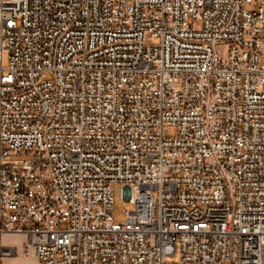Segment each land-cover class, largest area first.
Returning <instances> with one entry per match:
<instances>
[{
  "label": "built area",
  "instance_id": "1",
  "mask_svg": "<svg viewBox=\"0 0 264 264\" xmlns=\"http://www.w3.org/2000/svg\"><path fill=\"white\" fill-rule=\"evenodd\" d=\"M4 235L36 264H264V0H0V264Z\"/></svg>",
  "mask_w": 264,
  "mask_h": 264
},
{
  "label": "rangeland",
  "instance_id": "2",
  "mask_svg": "<svg viewBox=\"0 0 264 264\" xmlns=\"http://www.w3.org/2000/svg\"><path fill=\"white\" fill-rule=\"evenodd\" d=\"M167 136H175L176 130L174 128H168L166 132ZM114 190V218L117 222H122V210L131 211L133 209V205L126 201L123 198L122 183H115L113 185ZM2 246L5 248L15 249L17 251V256L11 258L3 259L2 264H36V260L33 258H24L23 257V247L26 243V238L24 236H16V235H4L1 238ZM172 261H177L178 256H174L171 258Z\"/></svg>",
  "mask_w": 264,
  "mask_h": 264
}]
</instances>
